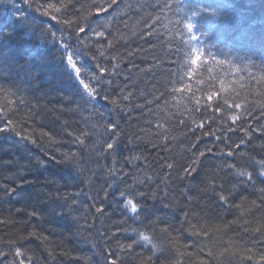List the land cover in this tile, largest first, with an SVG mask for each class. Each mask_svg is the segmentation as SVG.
<instances>
[{"label": "trees", "instance_id": "1", "mask_svg": "<svg viewBox=\"0 0 264 264\" xmlns=\"http://www.w3.org/2000/svg\"><path fill=\"white\" fill-rule=\"evenodd\" d=\"M262 105L264 0H0V126L36 140L0 133V264H261ZM129 189L148 194L142 212L123 207Z\"/></svg>", "mask_w": 264, "mask_h": 264}, {"label": "snow or ice", "instance_id": "2", "mask_svg": "<svg viewBox=\"0 0 264 264\" xmlns=\"http://www.w3.org/2000/svg\"><path fill=\"white\" fill-rule=\"evenodd\" d=\"M110 3L114 2V0H109ZM47 10H54L55 12H60V7H57V5L55 4H49L47 6V9H46V14H47ZM55 18V17H53ZM187 29L189 32H191L193 30V27L194 25L192 23H188L186 25ZM80 32L83 33L85 32V29L84 28H80ZM95 35L97 36H104V32L102 31H97L95 32ZM193 39H195V37H193ZM192 54L195 56V59H193L191 61V63L193 65L197 64L198 61L201 60V57L203 56V53L201 51H199L198 49L196 48H193L192 49ZM220 63H224L223 61H220ZM67 65L72 69V72H73V75L75 77V79L78 81V84L79 86H82V90L84 92L87 93V95L90 97V98H94L96 95H97V88L89 83H86L85 80L83 78H81V69L79 67H77V64L74 60V56L71 52L68 53L67 55ZM105 71V69L103 67L100 68V72L103 73ZM193 71H195V69H193ZM193 71H190L188 73V76L191 77L193 75ZM93 79L96 81V83H100L101 82V77L99 76H94ZM221 89H223L225 92L229 91L228 88L225 87V84L223 81H221ZM191 91V87L190 86H185L181 89H178V91ZM216 95H219V93H211L207 96V100L208 101H211L213 99L214 96ZM105 99H107V97H105ZM125 100L128 99L127 96L124 97ZM112 104L115 105L116 104V100L114 99L112 101ZM196 104L199 105L200 104V100H196ZM241 107L240 104H236L235 105V108L239 109ZM262 107H264V105H262ZM98 115H101V117L103 118L102 114L101 113H97ZM7 114H5V120L3 121V126H0V133H14L17 137H19L20 140H27V141H30L32 144H36V140L33 139V134H22L23 133V130L21 129L20 131H17V128H18V125L16 123H14L13 121L11 120H8L7 118ZM239 117L238 116H232V120L235 121L237 120ZM193 124H195V121H193ZM201 127L203 126L202 124L200 125ZM105 128H110V129H113L115 130L117 128V125L116 124H111V125H106ZM229 131H231V129H229ZM257 131H262L264 132V128H260V129H257ZM113 135H115V132H113ZM250 135V134H249ZM40 136L41 138H43L44 136H49V134L47 133H43L41 132L40 133ZM49 139H51V137L49 136ZM78 143H83V140H80L79 137H77V141ZM241 144L244 143V141H241L240 142ZM39 146V145H38ZM107 149L109 150H113L116 148V142L113 141V142H110V143H107ZM209 152H211V149L209 148L208 149ZM221 153H223V149H221ZM101 156H103V151H101L100 153ZM204 153L201 152L200 153V156H203ZM229 156L232 155L231 151H229L228 153ZM63 156H64V159L67 160V161H70L73 159V154H70V153H63ZM132 162L135 163V161L137 159H140V157H132ZM199 160V157H196L195 160L192 161V164L189 166V169L191 170V172H195L196 171V163L198 162ZM168 168H172L173 165L172 164H168L167 165ZM189 169H185V172H188ZM114 171V169H113ZM241 176H247V179L248 181H251L252 177H251V174L250 173H244V172H241L240 173ZM262 192H264V189H261ZM120 197H125L127 196L128 198L123 201V207L126 208V209H129L132 213L134 214H137L139 212H142L144 210V208L146 207V205L142 204V203H139L137 202L134 198L135 197H140L141 199H143L146 195H148L147 193H143V192H139V191H135L134 189H129V190H122L119 192L118 194ZM152 198L155 199V193H152ZM218 199L220 201H223L225 205L228 204V200H229V197L224 195L223 192L219 193L218 194ZM73 203H75V201H73ZM235 207L237 209L240 208V205L237 204L235 205ZM104 208L105 206L102 205L101 207H98L96 208V212L97 213H101L104 211ZM35 215V213H34ZM188 213H185V217H187ZM159 221V217H156L155 219H152V220H149L148 222V225H145V227L147 228H151L153 232L156 231L154 225H156ZM141 223H143L141 221ZM195 227V226H193ZM192 229L190 228L189 231H191ZM162 234H163V241L162 242H165L167 241L168 237H167V233H168V229L167 228H164V229H160L159 230ZM257 232L260 231L259 228L256 229ZM193 234H196V233H193ZM206 234V233H205ZM33 235H35V233H33ZM115 234H113L114 236ZM139 239L141 241H144L148 244H151V239L148 235L144 234V233H140L139 234ZM111 240V237L109 238V240H106L105 243H109ZM116 246L119 247L120 249H123L125 247L124 244H121L119 243V241L116 242ZM132 244H128L127 247L128 248H132ZM17 256H20L21 255V252H20V249L17 248L16 249V253H15ZM260 261H261V264H264V256H262L260 258ZM20 264H23V261L20 262ZM109 264H117V261L115 258H112L109 262Z\"/></svg>", "mask_w": 264, "mask_h": 264}, {"label": "bare ground", "instance_id": "3", "mask_svg": "<svg viewBox=\"0 0 264 264\" xmlns=\"http://www.w3.org/2000/svg\"><path fill=\"white\" fill-rule=\"evenodd\" d=\"M96 70H98V67L94 63H89L88 73L91 75L95 73Z\"/></svg>", "mask_w": 264, "mask_h": 264}, {"label": "rangeland", "instance_id": "4", "mask_svg": "<svg viewBox=\"0 0 264 264\" xmlns=\"http://www.w3.org/2000/svg\"><path fill=\"white\" fill-rule=\"evenodd\" d=\"M76 62V61H75ZM77 64V63H76ZM77 67H78V65H77Z\"/></svg>", "mask_w": 264, "mask_h": 264}]
</instances>
